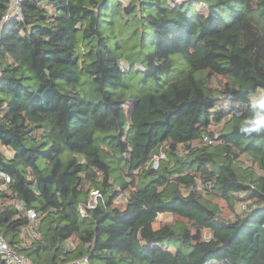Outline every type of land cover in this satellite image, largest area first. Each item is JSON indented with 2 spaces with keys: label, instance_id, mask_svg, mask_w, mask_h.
<instances>
[{
  "label": "trees",
  "instance_id": "1",
  "mask_svg": "<svg viewBox=\"0 0 264 264\" xmlns=\"http://www.w3.org/2000/svg\"><path fill=\"white\" fill-rule=\"evenodd\" d=\"M247 2L20 1L0 28V170L16 181L0 200L38 216L0 223L37 222L43 239L20 250L33 264H264V139L233 131L248 113L233 82L264 86Z\"/></svg>",
  "mask_w": 264,
  "mask_h": 264
},
{
  "label": "clouds",
  "instance_id": "2",
  "mask_svg": "<svg viewBox=\"0 0 264 264\" xmlns=\"http://www.w3.org/2000/svg\"><path fill=\"white\" fill-rule=\"evenodd\" d=\"M19 0H17V3ZM128 0H124L127 3ZM178 3H182L183 0H177ZM44 7H49L47 3L43 4ZM241 8L244 16L246 17V23L255 24L258 29H261L264 25V0H248L244 5H234ZM19 11V10H17ZM11 14V9L8 13H5L3 20H0V28L3 27V22L8 20ZM23 19V16L18 17ZM157 49L153 46L150 49H143L144 55H149L155 53ZM118 60V67L121 71L127 69L130 61L124 60L120 57H115ZM162 64H167V59L157 61ZM135 69H139L140 72L147 70V61L140 62L139 60L135 63ZM211 71V68L207 69ZM135 80V78H133ZM233 87L236 88L238 92H243L247 100L248 113L241 116L239 112H233V117L235 118V123L233 125V131L237 136H239L243 141L264 139V86L257 85L256 88L247 87L241 84L237 87L236 82H233ZM130 94H136L134 89ZM222 99H224L222 97ZM228 99H231L229 94ZM227 100L224 101V106L227 104ZM242 103V101H236L237 107ZM11 127V125H8ZM6 155L10 158L15 153L14 148H7L5 150ZM255 162V160L253 161ZM31 171V169H28ZM31 178V177H29ZM0 180L4 183L0 184V189L3 191H10L9 185L15 184V178L9 176L7 172L0 170ZM189 192L186 190L184 196H188ZM99 196L100 203L102 205L103 211L107 212L109 209L103 205L106 199L101 195L100 191L97 190L93 193V198ZM20 208L19 203H12L11 201L4 202L0 200V216L8 215L9 213L5 209H12V218L15 219L17 216L22 218H31L38 216V213L32 208L21 209L19 212L15 210ZM36 221H31L28 226L23 227L19 232L12 231L9 229L8 225L0 223V261H4V264H13V262H19V264H31L30 258L27 256H22L20 254L21 249H27L31 251V248L39 243L43 239V235L36 228Z\"/></svg>",
  "mask_w": 264,
  "mask_h": 264
},
{
  "label": "rangeland",
  "instance_id": "3",
  "mask_svg": "<svg viewBox=\"0 0 264 264\" xmlns=\"http://www.w3.org/2000/svg\"><path fill=\"white\" fill-rule=\"evenodd\" d=\"M203 6L200 4L199 5V9H201ZM211 129L216 130L217 129V125L214 124L212 125ZM212 202H216L218 207H219V214L222 217H231L233 215V211L230 208V205L228 202L224 201V199L221 198H212L211 199ZM235 210L238 212L240 211V209H242V203L238 202L235 206ZM173 220V216L169 213H159L157 215L156 218V224L159 222H163V221H172ZM209 235V232L207 230L204 231V236L207 237Z\"/></svg>",
  "mask_w": 264,
  "mask_h": 264
},
{
  "label": "built area",
  "instance_id": "4",
  "mask_svg": "<svg viewBox=\"0 0 264 264\" xmlns=\"http://www.w3.org/2000/svg\"><path fill=\"white\" fill-rule=\"evenodd\" d=\"M20 1L21 0H19V2L17 3V0H8V2H7V6H6V10H5V12L3 13V15H2V17H1V20H3V16H4V14L5 13H8L9 12V9H11V14L9 15V18H8V20H6V21H4L3 23H6V22H8V21H10V20H12V19H15V18H18V17H20V16H22V12H21V8H20ZM170 1V0H169ZM17 10H19V11H17ZM19 19V18H18ZM205 139H206V137H205ZM210 141V140H209ZM159 156H163V153H160L159 155H156L155 156V158H154V162L156 163V161H157V159H158V157ZM97 190H94V191H92V199L93 200H95V198L97 197H94L93 198V193L94 192H96ZM119 193V196L120 197H123V192L122 191H119L118 192ZM89 206H92V204H89ZM242 208H243V205H242ZM82 212H83V210H81ZM84 214V213H83ZM35 217V216H34ZM34 217H31V218H34ZM20 254L22 255V256H27V255H25L24 253H22V252H20ZM28 257V256H27ZM30 262H31V260H30ZM13 264H19V262H13ZM31 264H33L32 262H31Z\"/></svg>",
  "mask_w": 264,
  "mask_h": 264
}]
</instances>
